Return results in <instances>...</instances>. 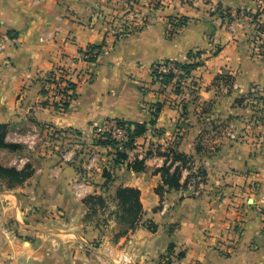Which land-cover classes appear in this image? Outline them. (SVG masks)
<instances>
[{"label":"crops","instance_id":"1","mask_svg":"<svg viewBox=\"0 0 264 264\" xmlns=\"http://www.w3.org/2000/svg\"><path fill=\"white\" fill-rule=\"evenodd\" d=\"M130 4L0 0L9 37L0 51V124L20 146L12 157L0 150V164L34 171L12 190L0 187V264H264V54L243 31H255L251 17L264 23V0H139L135 13ZM227 12L243 14L245 25ZM96 45L100 55L87 62ZM200 51L204 63L185 92L155 80L157 64L187 63ZM57 67L77 82L65 111L43 91ZM157 103L164 107L153 124ZM109 120L147 126L135 155L185 154L189 165L171 168L179 189L156 171L164 157L138 172L128 167L134 155L115 164L113 150L95 144ZM198 168L203 182L193 177ZM127 187L140 191L135 229L118 218L117 192Z\"/></svg>","mask_w":264,"mask_h":264},{"label":"trees","instance_id":"2","mask_svg":"<svg viewBox=\"0 0 264 264\" xmlns=\"http://www.w3.org/2000/svg\"><path fill=\"white\" fill-rule=\"evenodd\" d=\"M158 4L159 2L154 4V7H158ZM182 24H184V21L182 22ZM101 50H102V46H98V45L91 46L89 47L85 55H92L93 52L95 51H97V54L100 55ZM218 52L219 51L217 50L216 53ZM202 55L203 54L201 51L196 53L191 52L189 54V62L187 63L173 62L180 70L183 71V75L179 76V78L189 77L195 69H197L199 66H202L204 63ZM97 58L98 56L97 57L92 56L87 59L88 61L95 62ZM165 63H170V62H165ZM53 72L50 73V76L48 77L46 82H51V76L53 75ZM154 75H157L155 71H154ZM174 78L175 75L172 73L165 75L164 85L169 84L170 81H172ZM43 91L44 93H47L46 88ZM178 91L179 90L176 89V93H179ZM163 107H164L163 103L154 104V108L152 110L153 124L156 123V120L160 112L162 111ZM66 108H68V106ZM117 121L119 122V124L123 126L128 125L131 130L128 140L124 144V150L123 151L118 150L116 153H113L112 161L118 165L127 162V160L129 159L128 151H131L136 148L137 139L146 133L147 126L145 124H137V123L132 124L124 120H117ZM7 133H8V126L6 124H0V150L2 149H9L13 151L18 150L20 148L19 145L10 144L6 141ZM95 144L102 147H109V146L117 147L116 141L111 139L98 138L96 139ZM156 149L158 155L166 157L165 164L162 167L158 168L156 171L163 174L164 184L167 185L169 189H173V188L179 189V187L181 186L180 172L177 169L175 172H171V168L174 166V163L177 161L181 162L183 166L187 167V165H189V162L191 160L185 154L177 152L174 149L168 151H161L159 148ZM171 158H172V162L168 163V160ZM145 166H146V161L139 159H135L134 161L129 162L128 164L129 169H132L137 172L145 170ZM33 172L34 171L31 165H26L23 169L19 170L17 168H8L0 164V180H4L13 187L25 183V181H27L33 175ZM107 174L108 173H106V175ZM107 176L109 177L110 174H108ZM196 176L200 178V181L202 182L205 181L206 175L202 168H198L197 172H194L193 177ZM117 199L119 201V208H120L119 209L120 212L118 214L120 216H118V218L128 223L131 229H135L137 225L140 224V222L142 221V214H141L142 204L140 201V191L138 189L129 188V187L120 188L117 192ZM97 201L99 204H101L102 202L101 198H98ZM145 224L147 228H149V230H151L152 232H155L157 230V225L153 221L151 220L145 221ZM178 256L179 258H181L184 256V254L180 253Z\"/></svg>","mask_w":264,"mask_h":264},{"label":"built area","instance_id":"3","mask_svg":"<svg viewBox=\"0 0 264 264\" xmlns=\"http://www.w3.org/2000/svg\"><path fill=\"white\" fill-rule=\"evenodd\" d=\"M150 1H151L152 6H154V4L158 2L159 3L161 2V0H150ZM130 3H131L130 6H132V10L134 11L136 5L139 4V0H131ZM254 19L255 18H253V20ZM257 22L258 23L255 22L257 26V31L264 37V23L261 22V20L260 21L258 20ZM7 41H9V37L3 30V27L0 25V51H2L5 48ZM92 56L97 57V51L93 52L92 55H84L83 58L87 62H91V61H88L87 58L92 57ZM154 71L156 72L158 76L154 75ZM171 73L175 75V78L172 81H170L169 84L164 85L165 84L164 76L171 74ZM153 75L155 77V80L161 83L163 86H168L170 84H173L175 90H176V86L177 87L180 86V83L183 84L185 82L184 80L187 78V77L179 78V76L183 75V71L180 70L173 62L157 64L153 68ZM46 90H47V95L50 98L49 99L50 106H52L53 108H56L57 110L65 111L67 109L66 107L67 106L69 107L73 103L77 95L76 94L77 82H75V80L73 79V72L70 71L69 69L57 67L54 70L53 75L51 76V82H46ZM130 132L131 130L128 125L123 126L119 124L117 120H109L96 128L95 141L98 138L115 140L117 143V147L109 146L107 148H110L111 150H113L114 153H116L118 150L119 151L124 150V144L127 142ZM230 135L233 138L236 137L234 133H230ZM136 148L131 151H128L129 158L131 155H134L135 156L134 160L139 159V160L147 161L148 159H151L154 157L156 158L163 157V156L158 155L156 148L155 149L148 148L147 150L139 153L138 155H135ZM164 159L166 161V157H164ZM171 162H172V159H169L168 163H171ZM174 164H177V163H174ZM122 262L130 263V258L125 257L122 260ZM170 264H179L178 258L177 257L172 258L170 260Z\"/></svg>","mask_w":264,"mask_h":264},{"label":"rangeland","instance_id":"4","mask_svg":"<svg viewBox=\"0 0 264 264\" xmlns=\"http://www.w3.org/2000/svg\"><path fill=\"white\" fill-rule=\"evenodd\" d=\"M130 2H131V0H129ZM160 6V3L158 4V7ZM131 11V12H130ZM129 13H135L133 10H132V6H130L129 5ZM227 14L230 16L229 17V19L230 20H232L233 19V21H235V22H237V24L239 23V21H240V19H241V24L242 25H245V21H244V16H241V15H243V14H241V13H235V12H227ZM241 14V15H240ZM246 15H249V14H246ZM250 24H254L253 22H256V23H258L257 22V19H255V21H253V18L251 17L250 19ZM125 20H123V22H124ZM242 21H244V22H242ZM127 22H128V20H127ZM181 22V21H180ZM182 22H183V20H182ZM125 23V22H124ZM125 25H126V23H125ZM124 25V28H126V29H128V30H130V29H132L130 26H125ZM257 29V26L255 25V28H254V30L255 31H253L252 33H250L249 34V32H250V29H249V31H247L246 29H244L243 31H245L244 32V34L245 35H247V37H248V40H249V42H250V44H251V46H253V47H251V50L252 51H254V52H256V51H258L257 53H259L260 54V52H262L263 54H264V37L256 30ZM261 47L263 48V49H261ZM183 87H185V85L184 84H182V83H180V86H176V89H178L179 91V93H181L182 91L183 92H185V90H184V88ZM176 91V90H175ZM185 100V99H184ZM182 101L181 103L183 104V103H185V101ZM155 149V148H154ZM15 151H17V150H15ZM7 154H10L9 156H11L12 157V154H13V150H9V149H7ZM10 152V153H9ZM3 158L4 159H8L9 157H5V156H3L2 155V160H3ZM11 159V158H10ZM13 159V158H12ZM11 163V165H8V166H5V167H8V168H16L15 166H13V162L11 161L10 162ZM198 179V178H197ZM196 179V181H198V180H200V179H198L197 180ZM196 181H194V183L196 182ZM0 187L3 189V190H12L13 189V186L12 185H9L7 182H5L4 180H0ZM11 223H13V220H12V222ZM171 260V259H170ZM170 260H167L166 258L164 259L163 258V261H164V263H161V264H165V263H169L170 264ZM162 261V262H163Z\"/></svg>","mask_w":264,"mask_h":264}]
</instances>
